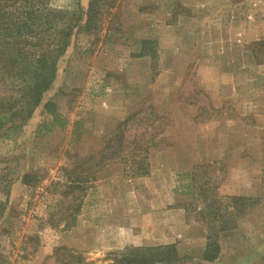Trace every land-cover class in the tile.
I'll use <instances>...</instances> for the list:
<instances>
[{
    "label": "rangeland",
    "instance_id": "rangeland-1",
    "mask_svg": "<svg viewBox=\"0 0 264 264\" xmlns=\"http://www.w3.org/2000/svg\"><path fill=\"white\" fill-rule=\"evenodd\" d=\"M98 20L73 37L21 132L0 136V264H110L125 249L170 243L171 264L229 263L221 246L219 259H201L208 236L233 264H264V0H116ZM143 39L155 42L154 59L133 54ZM125 118L124 161L110 158L63 193L82 160L117 147ZM140 160L148 173L132 175ZM231 196L255 203L227 220ZM96 205L98 225L125 227L123 247L76 227ZM161 233L168 241L157 243Z\"/></svg>",
    "mask_w": 264,
    "mask_h": 264
},
{
    "label": "trees",
    "instance_id": "trees-1",
    "mask_svg": "<svg viewBox=\"0 0 264 264\" xmlns=\"http://www.w3.org/2000/svg\"><path fill=\"white\" fill-rule=\"evenodd\" d=\"M115 1L88 0L85 10L78 4L73 9L52 10L49 0H0V136L14 137L21 132L33 110L42 101L43 93L55 80L59 58L71 45L73 37L77 33L96 30L101 11L113 7ZM136 43L138 51L133 53L135 56L156 57L154 41L143 39ZM260 45L264 47V41ZM43 107L50 113L53 102L47 100ZM53 120L56 121L55 118ZM127 120L125 118L115 128L114 136L118 133V137L113 142H116L117 147H113L107 154L105 149L109 146L105 145L98 156L90 154L82 160L81 165L87 163L83 167L85 175L81 172L83 170L78 173L74 170L68 172L69 182L64 184L63 193L67 194L69 189L84 186L89 181L88 177L110 162V158L117 156L118 161L124 159L126 155L123 157L120 153L123 132L119 126L124 125ZM73 132L75 133L72 130ZM106 141L109 142V139ZM139 147L140 150H145V146L138 145ZM94 156L98 159L93 162ZM137 163L138 167L133 170L132 175H146L148 171L143 160ZM23 181L27 183V179ZM230 198L236 206V212H228L227 220L240 216L255 203L254 198L247 196ZM80 206V202L76 203L71 212L64 216V227L73 225V220L81 210ZM219 246L216 238L208 236L201 259L206 263L213 262L219 255ZM177 260L178 250L174 243H170L125 249L113 256L110 264H171Z\"/></svg>",
    "mask_w": 264,
    "mask_h": 264
},
{
    "label": "crops",
    "instance_id": "crops-1",
    "mask_svg": "<svg viewBox=\"0 0 264 264\" xmlns=\"http://www.w3.org/2000/svg\"><path fill=\"white\" fill-rule=\"evenodd\" d=\"M97 210H100V209H98V205H96V206H94V207H92V208H90L84 212H81L77 217L76 227H80L81 231H83L85 226H87V227L91 226L92 230L95 232V236L98 238V244L105 242L106 244L109 245L108 247H106L108 249H110V248L119 249V248L123 247L124 243H125V236H126L125 227L120 226V222H118L119 220H117L115 222H111V223H102L101 225L100 224L98 225V219L96 216ZM119 214H118V216H119ZM99 216H100V214H99ZM101 230H102V233H101ZM112 233H115L116 239L118 241V242H114L115 246H110L112 243V238L107 237V236H110ZM159 238L160 239L157 241V243L168 241V239H166L167 236L165 233H161ZM220 246H221V252L219 255L220 258L229 261V263H226V264H233V259H234L233 255L230 256L231 253L229 251L227 253L228 257L226 258L222 253L223 250H222L221 243H220ZM218 259H219V257H218ZM218 264H223V263H218Z\"/></svg>",
    "mask_w": 264,
    "mask_h": 264
}]
</instances>
